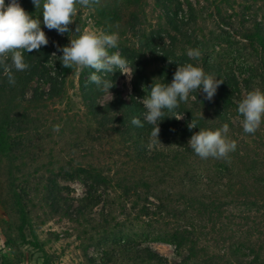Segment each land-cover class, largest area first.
<instances>
[{
  "label": "rangeland",
  "instance_id": "1",
  "mask_svg": "<svg viewBox=\"0 0 264 264\" xmlns=\"http://www.w3.org/2000/svg\"><path fill=\"white\" fill-rule=\"evenodd\" d=\"M104 1L100 0L98 4L88 8L79 7L78 14L74 17L75 22L69 26L72 32L75 33L77 25L80 26L81 31L87 29L103 30L108 33L115 32L119 35L118 42H124L130 48H141L143 40L136 34L137 30L141 29L146 34L152 30H158L160 10L155 8L154 0H141L140 9L145 11L142 19L143 25H138L134 31L126 27L135 8L133 0H119L118 6L112 5V13L106 11L107 14L117 20L116 26H112L100 18L98 9H105L103 7ZM108 1L113 2L114 0ZM191 1L200 14V19L198 26H195L196 37L192 40L191 45H187V50L192 49L194 45L197 48H203L213 63L220 64L225 72L233 73L240 83L242 98L256 88L264 92V78L259 76L261 72L259 55L248 46L239 34L228 31L222 24H219L215 17V7L217 6L214 3L215 0ZM250 1L252 0H231V4H234V11L228 10L224 3H221V8L224 12L227 9V16L232 17L231 20L238 23L240 20L237 14L243 5ZM9 2L10 0H5L6 4ZM18 2L22 6L23 0H18ZM24 6L25 11L33 18H39L42 21V6L36 9L32 0H25ZM256 6L262 8L259 14L261 19L264 18V0L256 2ZM184 9L185 16L188 13L186 5H184ZM42 29L49 39L47 47L50 49V58L48 62L41 63L40 67L42 70L46 68V72L51 76H59V80L64 84L60 96L47 101L50 85L45 76L32 79L26 88V97L30 99L33 93L37 92L42 98L46 108H41L38 111L44 127H40L38 134L32 135L33 150L30 155L19 158L13 167H11L9 159L0 154V264H101L104 262L106 251L110 252L130 245L153 248L167 264H196L193 260H187L188 253L185 249L156 239L158 236L156 234L159 232L176 228L179 224L183 226V223L172 220L167 214L155 207L159 204V200L154 198L151 192L164 194L170 191L173 193L174 200L171 199V205L174 208H179V210L185 209V205L180 201L181 194L185 190L174 185L183 168L176 162L167 159L166 151L160 150L162 145L159 142L153 144L151 137L146 138L144 159L138 156L133 144H123L109 132H105L102 142L92 143L88 139H82L88 132L89 123L86 119L84 102L80 92V79L82 76L83 80H89L90 75L95 70L90 68H85L82 71L76 68L62 69L59 58L62 56V52L57 51V46L68 45L69 36L70 38L76 37L68 33L60 35L56 30H48L43 25ZM160 36L159 52L170 49V42L166 35L161 33ZM116 51H119L121 56L127 59L130 68L128 58L122 54L118 47L110 50V52ZM54 52L56 56H52ZM176 54L175 57L169 59L171 62L168 60L167 63L156 62L154 57L149 61V70H153L157 66L161 68L166 64H172L177 69L178 65L187 64L186 61L178 59L180 51ZM147 56H150L149 52H147ZM256 69H259L258 76L254 78L250 75V70ZM58 71H60V75H58ZM109 76V80L114 82L128 101L132 97H138V93L134 91L133 87V74L130 81L119 71ZM246 81H250V84H246ZM144 87L143 84L142 88ZM109 93L104 92L99 100L101 104L117 97L115 93L111 91ZM236 104L237 106L229 112L228 118L237 130L236 132L229 130L228 138L236 141L237 147L234 152L239 153L242 159L237 158L233 152L224 159L211 157L201 159L198 157L194 162L199 170L213 167L223 169L227 163L236 172L245 174L250 169V161L254 160L256 162L254 173L257 175L264 174V121L255 134L245 133L241 124L243 118L239 115L238 103L236 102ZM178 118H182L180 119L182 124L186 123L184 115H178ZM55 125L60 126L59 131L53 130ZM12 138L18 139V133H13ZM77 140L81 144L79 147L73 148L71 144ZM92 147L95 149V163L93 162L94 158L90 156ZM159 150L165 154L159 161L147 160ZM90 162H93L97 167L101 166L103 173L109 178L110 186L98 189V194L102 196V203L88 211L86 219H82L80 222L74 220L76 218L75 209L80 200L86 196L88 189L87 178L83 173L80 172L72 177L70 175L72 174L71 170L68 173L67 170H63L60 175L53 176L61 194L69 199V204L73 206L70 210L71 216L68 217L51 215L48 209L43 210L39 196L34 191L35 185L29 183L24 188V172L29 167V165L23 167L24 164L30 163L31 170H35L34 167H40V171L36 172V177L42 175L44 180H48L47 168L55 171L59 167L76 168L78 165L87 168ZM50 163L54 165H50ZM9 167L12 168V174L16 180V188L13 187L16 190L14 191L16 194H21L20 202L24 204L28 213L25 222L21 221L16 212L13 188L10 191L7 186L6 170ZM234 180H236V176L231 179V182ZM142 182L146 183L147 187H142L140 185ZM222 182L227 183L229 181L224 178ZM26 196L30 197V202L26 201ZM250 196L253 198L252 195ZM245 210L250 211L253 217L264 215V210L256 214L252 207H242L238 203L229 207L230 213L234 214L242 213ZM147 214L149 215L145 216ZM190 215L193 214L190 213ZM106 217L107 224L104 221ZM90 220L94 221L95 225L103 224L107 228L97 227L94 229ZM235 229L236 227L233 226L232 230ZM92 242H96V244L94 245ZM90 259H94L96 262L92 263ZM251 259L252 256H249L248 260ZM108 264L136 263L127 259H115Z\"/></svg>",
  "mask_w": 264,
  "mask_h": 264
},
{
  "label": "trees",
  "instance_id": "2",
  "mask_svg": "<svg viewBox=\"0 0 264 264\" xmlns=\"http://www.w3.org/2000/svg\"><path fill=\"white\" fill-rule=\"evenodd\" d=\"M259 1L263 0H252L241 7L237 14L240 20L238 23L231 20L232 17L227 16L228 10L234 11L235 9L231 0H215L214 3L217 5L215 17L219 24H222L228 31L239 34L248 46L259 55L261 70L259 76L264 78V18L261 19L259 14L262 8L256 6V2ZM24 2L25 0H23L22 7L25 9ZM154 2L155 8L160 10L158 30H152L149 34L141 29L137 30L136 34L143 40L141 48H130L124 42H118V49L129 60L133 72V87L134 91L138 93V97H132L128 101L114 84V87L109 91L115 93L117 97L101 104L99 100L104 95V91L99 90L90 80H83L81 76L79 87L86 119L89 123L88 132L82 139H88L92 143L102 142L105 132H109L111 135H115L121 143L133 144L138 156L141 159L145 158L144 145L147 143L146 138L151 137L154 126L144 120L145 109L139 99L149 93L152 83L170 84L177 70L172 64H166L161 68L157 66L153 70H149V61L154 57L156 62L167 63L180 51L178 59L202 67L206 73L223 80L212 101L206 100L200 91L192 92L186 103H180L179 107L172 112L166 110V117L159 123L158 139L162 145L160 150H165L167 159L176 162L183 168L174 185L185 190L181 194L180 201L186 208L179 210L171 205V199L174 200L173 193L170 191L164 194L151 192V195L159 200V204L155 207L172 220L183 223V226L179 224L176 228L159 232L156 234L158 235L156 239L185 249L188 253L187 260H193L196 264H264V215L253 217L247 210L239 214L229 211L230 205L234 203H238L242 207L250 206L255 209L256 214L264 210V174L254 173L256 171L254 160L250 161V169L245 174L236 172L227 163L223 169L213 167L201 171L194 162L199 156L188 146L191 136L201 128L215 130L227 123L229 130L236 132L237 128L228 118V114L233 107L237 106L236 102L239 104L243 99L240 95L238 78L233 73L225 72L220 64L213 63L211 57L205 54L204 49L197 48L196 45L192 49L200 51L199 58L190 59L188 57L187 45H191L192 40L196 37L195 26H198L200 19V14L191 0H154ZM118 3L119 0L113 2L105 0L103 3L105 9H98L100 18L112 26H116L118 22L106 11L111 12L112 5L118 6ZM133 3L135 8L128 26H126L132 31L138 25H143L142 19L145 15V11L140 9L141 0H133ZM221 3L226 5L228 9L226 12L221 8ZM184 5L187 6L188 12L185 16ZM161 33L165 34L169 40L170 49L159 52ZM147 52L150 53V56H147ZM24 57L29 68L24 72L14 71L15 85L9 84L3 68L0 67V154L9 159L11 167L19 158L30 155L33 150L31 138L39 133L40 127H44L38 110L45 109L46 105L43 104V100L37 92H34L30 99L26 97V88L29 83L34 77L45 76L50 85L47 101L59 97L64 84L59 80V76H51L46 72V68L42 70L40 67L41 63L49 61L50 49L47 46H42L38 52L35 50L32 53L25 52ZM60 67L65 69L61 62ZM258 70H250V75L255 78L258 76ZM60 74L58 71V75ZM98 75L103 74L99 73ZM109 75L110 73L105 78L110 79ZM143 84L144 88H142ZM246 84H250V81H246ZM192 97H196V99ZM178 115H184L186 123L182 124L180 119L177 120ZM134 117L141 120L143 127L132 124L131 121ZM192 119L197 122V128L190 131L188 123ZM13 133H18V139L12 138ZM77 139L80 138L77 137ZM80 144V141L77 140L71 145L73 148H77ZM160 150L147 160L159 161L165 155ZM94 153L95 149L92 147L90 156L94 158L93 162L95 163ZM235 154L237 158L242 159L239 153ZM93 162H90L87 168H82L80 165L76 168L59 167L57 168L58 172L47 168L48 180H44L42 175L36 177V172L40 171V167H34L35 170H31L30 163L24 164L23 167L29 165L24 172V188L29 183L35 185L34 191L39 196L43 210L48 209L51 215L68 217L71 216L70 210L73 206L69 204V199L61 194L53 176L60 175L63 170H67V173L71 170L72 177L80 172L83 173L87 178L88 189L86 196L80 200L75 209L76 218L74 220L80 222L82 219H86L88 211L102 203V196L98 194V189L110 186L109 178L103 173L101 166L97 167ZM50 165L54 164L50 163ZM11 167L6 170V182L10 191L15 187L16 181ZM235 176L236 180L231 182ZM224 178H227L229 182H222ZM140 185L147 187V184L143 182ZM15 188L13 191L16 190ZM14 193L16 212L21 221L25 222L28 213L24 204L20 202L22 196L16 194V191ZM26 199L30 202L29 196H26ZM104 221L105 224L108 223L107 217L104 218ZM90 224L94 229L97 227L107 228L103 224L95 225L92 220H90ZM233 226L236 227L235 230H232ZM256 236L258 237L255 238ZM92 243L96 244V242ZM249 256H252L251 260H248ZM115 259H127L136 264H167L153 248L142 245H130L110 252L106 251L104 262L101 264H108ZM90 261L96 262L94 259H90Z\"/></svg>",
  "mask_w": 264,
  "mask_h": 264
},
{
  "label": "clouds",
  "instance_id": "3",
  "mask_svg": "<svg viewBox=\"0 0 264 264\" xmlns=\"http://www.w3.org/2000/svg\"><path fill=\"white\" fill-rule=\"evenodd\" d=\"M32 3L36 9L42 6V21L33 18L18 0H10L7 4L5 0H0V67L3 68L9 84L16 83L14 71L24 72L29 68L24 52L32 53L34 50L38 52L42 46L49 44L42 25L48 30H56L60 35L68 33L76 37L69 36L68 45L57 46V51L62 52V56L59 57L60 62L68 69L76 68L80 71L85 68L94 69L89 80L99 90L109 93L114 87V82L105 78L109 73L119 71L129 81L131 80L133 72L129 68L127 59L123 58L119 51L110 52L111 49L118 47V33L87 29L81 31L79 25L73 33L69 27L75 22L74 17L77 16L79 7H92L98 4L99 0H43V4L42 0H32ZM187 55L190 59H197L200 51L189 49ZM52 56H56V53L54 52ZM221 83L223 80L206 73L202 67L194 66L192 63L178 65L170 84L152 83L149 93L140 99L145 109L144 120L154 126L151 131V142L160 143L159 123L166 117V110L172 112L180 103H186L192 92L200 91L206 100L212 101ZM192 98L196 99V97ZM237 111L243 118L241 120L243 131L247 134H255L264 121V92L259 88L248 92L239 102ZM131 122L137 127H143L139 118L134 117ZM59 128V125H55L53 130L59 131ZM195 128L197 122L192 119L188 123V129L191 131ZM228 133L227 123L215 130L201 128L191 136L188 146L201 159L210 157L224 159L237 147L236 141L228 138Z\"/></svg>",
  "mask_w": 264,
  "mask_h": 264
}]
</instances>
